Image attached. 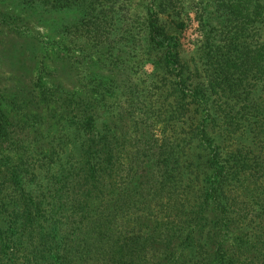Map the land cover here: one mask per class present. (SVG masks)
<instances>
[{
  "label": "trees",
  "instance_id": "obj_1",
  "mask_svg": "<svg viewBox=\"0 0 264 264\" xmlns=\"http://www.w3.org/2000/svg\"><path fill=\"white\" fill-rule=\"evenodd\" d=\"M14 1L0 264H264V0Z\"/></svg>",
  "mask_w": 264,
  "mask_h": 264
},
{
  "label": "rangeland",
  "instance_id": "obj_2",
  "mask_svg": "<svg viewBox=\"0 0 264 264\" xmlns=\"http://www.w3.org/2000/svg\"><path fill=\"white\" fill-rule=\"evenodd\" d=\"M0 12L13 16H28L21 13L14 0H0ZM28 20L29 23L24 27L26 30L51 35L47 28L36 24L30 16ZM190 33L188 32L187 35ZM20 50L16 31L13 28L0 26V92L17 84L22 74L23 76L29 75L27 71V67L30 66L29 60H19Z\"/></svg>",
  "mask_w": 264,
  "mask_h": 264
}]
</instances>
